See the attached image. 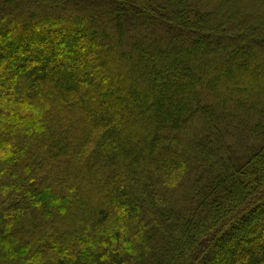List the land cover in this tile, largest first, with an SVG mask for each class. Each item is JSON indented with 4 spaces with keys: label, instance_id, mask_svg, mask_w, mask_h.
Masks as SVG:
<instances>
[{
    "label": "trees",
    "instance_id": "obj_1",
    "mask_svg": "<svg viewBox=\"0 0 264 264\" xmlns=\"http://www.w3.org/2000/svg\"><path fill=\"white\" fill-rule=\"evenodd\" d=\"M0 264H264V0H0Z\"/></svg>",
    "mask_w": 264,
    "mask_h": 264
}]
</instances>
